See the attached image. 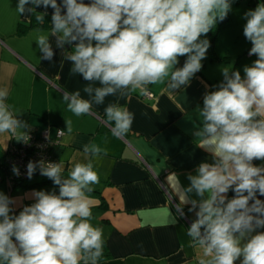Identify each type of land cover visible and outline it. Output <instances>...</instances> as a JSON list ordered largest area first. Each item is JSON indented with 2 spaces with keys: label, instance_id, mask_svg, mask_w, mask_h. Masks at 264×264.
Here are the masks:
<instances>
[{
  "label": "clouds",
  "instance_id": "obj_1",
  "mask_svg": "<svg viewBox=\"0 0 264 264\" xmlns=\"http://www.w3.org/2000/svg\"><path fill=\"white\" fill-rule=\"evenodd\" d=\"M41 5L53 9L50 32L35 30L41 58L52 60L50 37L55 38L57 48H71L64 57L72 64L70 74L88 82L83 88L88 99L79 90L63 95L76 116L117 93L144 94L159 83L171 90L188 85L210 47L201 37L231 10V0H18L16 12L35 14L43 24L46 13L36 14ZM244 16L249 55L257 58L244 66L243 77L223 67V82L195 110L201 125L193 135L212 156L211 163L202 162L195 175H187L190 183L182 192V203L195 213L187 235L203 250L198 264H235L241 257L240 264H264V232L256 231L264 228V200L257 198V193L264 196V165L253 164L264 161V4ZM182 56L187 59L178 68ZM8 94L0 88V133L15 134L26 125L11 111ZM105 114L114 137L129 133L134 114L126 107L109 104ZM66 123L70 135L71 122ZM28 139L26 134L18 138ZM83 151L93 159L106 154L94 142ZM37 167L58 186V194L34 190L35 202L13 214L15 201L0 192V264H98L105 242L103 230L91 223L88 193L99 183L92 159L75 163L67 178L60 163L41 160L27 164L29 179ZM13 172L19 175L16 166ZM229 190L235 194L231 199Z\"/></svg>",
  "mask_w": 264,
  "mask_h": 264
},
{
  "label": "crops",
  "instance_id": "obj_2",
  "mask_svg": "<svg viewBox=\"0 0 264 264\" xmlns=\"http://www.w3.org/2000/svg\"><path fill=\"white\" fill-rule=\"evenodd\" d=\"M234 2L246 4L250 10L264 4V0ZM17 4L18 0H0V88L8 89L6 102L26 126L15 134L0 133V161L10 141H17L29 131L39 136L47 132L52 140L57 130L64 131L51 147L63 177L67 178L75 163H87L89 159L99 175V183L91 186L95 191L88 193L92 201L91 223L103 230L110 257L98 264H198L203 250L193 246L187 235L195 213L189 212L190 204L182 203V192L190 183L187 175H195L202 162H212L211 154L196 143L193 133L201 125L195 110L203 107L201 99L212 84L222 79V68L226 67L223 62L231 57L219 40V30L201 61V70L188 85L176 90L163 83L149 85L151 98L139 91L124 96L117 93L106 97L101 105L93 104L89 114L76 116L68 110L63 95L79 90L81 97L88 99L83 92L88 82L79 74H70L72 64L64 58L70 46L59 49L55 38L50 37L54 55L49 61L41 58L35 42L36 29L50 32L53 9L41 5L36 14L46 13L48 22L27 26L35 14H18ZM248 45L238 54L235 64L242 77L244 66H251L257 58L249 55L252 45ZM186 59L179 57L176 67H182ZM94 86L100 85L96 82ZM109 104L126 107L134 114L131 130L122 138L111 133L105 114ZM66 121L71 122L70 135ZM93 142L106 154L95 159L85 156L83 146ZM253 164L262 166L264 161L254 160ZM40 180L28 179L11 190L0 181V192L15 201L11 205L13 214L35 202L34 190L58 194L59 188L52 180L39 185ZM188 195L199 199L195 193ZM234 195L232 190L227 193L229 199ZM257 198L264 200L259 193ZM256 231L264 232V228ZM240 259L235 264H240Z\"/></svg>",
  "mask_w": 264,
  "mask_h": 264
},
{
  "label": "built area",
  "instance_id": "obj_3",
  "mask_svg": "<svg viewBox=\"0 0 264 264\" xmlns=\"http://www.w3.org/2000/svg\"><path fill=\"white\" fill-rule=\"evenodd\" d=\"M152 96L153 94L150 91H146L145 97L151 98ZM60 131L61 130L56 131L55 140H52L47 132L39 136L33 131H29L25 133L29 137L27 142L23 140L14 141V139L10 141L1 159L4 183L8 186L9 190H11L16 183L28 179L27 164L29 161L38 162L43 160L45 162L55 163L50 149L52 145L61 138V135H59ZM13 166L19 169V175L14 174ZM33 175H41L39 167H37Z\"/></svg>",
  "mask_w": 264,
  "mask_h": 264
},
{
  "label": "rangeland",
  "instance_id": "obj_4",
  "mask_svg": "<svg viewBox=\"0 0 264 264\" xmlns=\"http://www.w3.org/2000/svg\"><path fill=\"white\" fill-rule=\"evenodd\" d=\"M249 10L250 8H248L246 4L236 5L234 0H231V10L228 13L229 19L225 20L221 25V29H219V40L222 45H224V48L229 49V53L231 54V57L225 59L223 63L226 66L230 64L229 67L232 69L235 67L238 54H240L245 49V47L249 46L248 43H250V41H248L243 34V28L246 24V18L244 14ZM217 22L219 23V21ZM218 23L207 34V36H209V40L215 33Z\"/></svg>",
  "mask_w": 264,
  "mask_h": 264
},
{
  "label": "trees",
  "instance_id": "obj_5",
  "mask_svg": "<svg viewBox=\"0 0 264 264\" xmlns=\"http://www.w3.org/2000/svg\"><path fill=\"white\" fill-rule=\"evenodd\" d=\"M47 20H49V19L45 17V21H46V22H48ZM225 20H227V17H226L223 21H219V23H218V25H217V28H216V30H215V33L212 35L211 39L209 40V42H210V46H212L213 40H214V38H215V36H216V34H217V31L219 30L220 25H222V23H223ZM43 23H44V22H43ZM34 24H38V22H37L36 19H35V15L33 16V19H32L31 24H30V25H27V26H31V25H34ZM39 24H40V23H39ZM23 28H24V27H23ZM232 70H233V71H237L238 69H237V67H234ZM223 79H224V78L222 77V79H220L217 83L212 84V87L210 88V90H209L207 93H209V92H211V91H215V90H217L218 87H219V85H220V83L223 82ZM204 96H205V95H204ZM203 98H204V97H203ZM203 98L201 99V103H202V104H203ZM4 152H5V150H3V153H4ZM0 169H1L0 181H3V182H4L2 161H0ZM33 177H38V178L41 179L40 182H39V185H40V183H41V184H45V183L51 181V180H49V178H47V177H45V176H43V175H33L31 178H33ZM28 179H29V178H28ZM28 179H25V180H23L22 182L16 183V185H22L23 182L27 181ZM16 185H14L13 187H15ZM94 191H95V190H93L92 192H94ZM96 192H98V191H96ZM104 242H105V241H104ZM109 257H110V254H109V251H108L107 245H106V243H104V255L101 257L100 261L106 260V259H108ZM100 261H99V262H100Z\"/></svg>",
  "mask_w": 264,
  "mask_h": 264
}]
</instances>
